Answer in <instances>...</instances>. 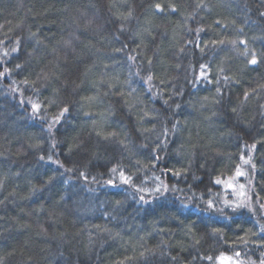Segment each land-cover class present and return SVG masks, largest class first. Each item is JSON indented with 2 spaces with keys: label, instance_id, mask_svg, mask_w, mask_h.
I'll return each mask as SVG.
<instances>
[{
  "label": "trees",
  "instance_id": "trees-1",
  "mask_svg": "<svg viewBox=\"0 0 264 264\" xmlns=\"http://www.w3.org/2000/svg\"><path fill=\"white\" fill-rule=\"evenodd\" d=\"M0 73V264H264V0H0Z\"/></svg>",
  "mask_w": 264,
  "mask_h": 264
},
{
  "label": "snow or ice",
  "instance_id": "snow-or-ice-1",
  "mask_svg": "<svg viewBox=\"0 0 264 264\" xmlns=\"http://www.w3.org/2000/svg\"><path fill=\"white\" fill-rule=\"evenodd\" d=\"M156 7H157V8H160V5H156ZM12 51L15 52V51H17V49L14 48V49H12ZM245 54H247V53H245ZM5 55H8V53L6 52ZM257 62H258V61H257L256 55L253 53V55H252V59L249 61V63L254 65V64H256ZM17 67L19 68L20 65H17ZM201 67H204V66L202 65ZM0 75H3V73H0ZM201 75L203 76V75H205V74H204V73H201ZM150 79H151V77H149V80H150ZM217 91H219V89H217ZM247 95H248V94L245 93V96H247ZM166 103H167V101H166ZM39 108H40L39 105H37V104H35V103L32 104V109H33L34 113L38 112V111H39ZM233 111H235V109H233ZM66 112H68V108H67V107L63 108V109L61 110V112H60V115H59L58 117H56L55 120H54L52 123L49 124V131H51V129L55 126L56 123H59L60 117H62ZM174 127H175V126H174ZM252 148H253V149L255 148V144L252 145ZM41 159H43V157H41ZM48 159L51 160L52 157L49 156ZM242 159H243V157H242ZM244 162H245V163H250L251 160L249 159V160H246V161H244ZM56 163H59V162L56 161ZM60 166L62 167L63 165H60ZM112 171L115 172L116 169L114 168V169H112ZM176 174L179 175V173H176ZM81 175H83V173H81ZM237 175H243V173H241V172L238 170V171H237ZM120 178H121V180H122L124 183H129V182H130V179H131L130 177H126V176L124 175L123 171H121V173H120ZM108 183L111 184L112 181H108ZM217 183H220V181H217ZM161 187H162L165 191L168 190L167 185H164V184L161 183V186L158 187V188H156L155 191L159 192V191L161 190ZM141 191H143V189H141ZM141 199H143V197H141ZM209 207H212V202H211V201H209Z\"/></svg>",
  "mask_w": 264,
  "mask_h": 264
},
{
  "label": "rangeland",
  "instance_id": "rangeland-1",
  "mask_svg": "<svg viewBox=\"0 0 264 264\" xmlns=\"http://www.w3.org/2000/svg\"><path fill=\"white\" fill-rule=\"evenodd\" d=\"M232 264L230 263V261H227V260H221L218 264Z\"/></svg>",
  "mask_w": 264,
  "mask_h": 264
}]
</instances>
